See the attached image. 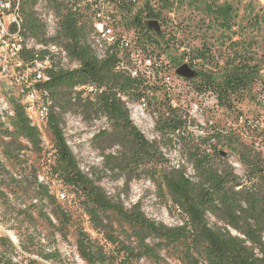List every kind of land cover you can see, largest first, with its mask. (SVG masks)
<instances>
[{"label":"trees","instance_id":"1","mask_svg":"<svg viewBox=\"0 0 264 264\" xmlns=\"http://www.w3.org/2000/svg\"><path fill=\"white\" fill-rule=\"evenodd\" d=\"M42 1L61 16L60 31L52 37H47L46 32L45 39V24L38 18L34 2L20 0L21 34L43 46L51 43L66 46L69 61L77 63L76 68L70 69L53 62L51 66L55 70L46 67V79L37 86L49 101L47 129L53 140L54 161L47 167L51 179H57L76 196L83 218L74 209L73 201L70 204L59 201L49 185L39 181L40 165L27 163V152L38 156L45 152L37 127L31 125L30 117L28 119V105L23 106L11 98L8 104L12 115H7L3 122L0 119V201L18 228L33 227L19 245L23 253H35L46 262L60 261L57 249L44 252L34 244L37 223L33 214L36 213L52 236L58 234L66 240L69 230L73 229L76 253L84 264H138L142 259L150 264H168L166 259L177 264H264V159L261 152L243 140L236 129L213 122L211 117L204 126L198 127L203 134L195 137L189 129L195 124L194 119L180 112L169 96L160 101L161 109L155 121L158 139L146 140L130 119L127 105L150 100V94L154 95L153 91L161 88L156 84L159 79L156 77L149 82L146 77L131 76L128 69L135 68L136 63L124 52L97 59L86 43L85 22L76 20L77 14L65 10L58 0ZM199 3L211 16L214 27L220 30L221 43L214 53L203 42L179 65L187 64L195 70L198 75L190 80L198 82L195 88L211 90L218 108L232 112L235 104L247 96L264 64V53L259 56L252 50L256 41L249 35L262 33L260 14L248 3L245 7L247 21L241 28L245 35L233 40L232 37L237 36L233 31L237 18L235 5L209 0ZM158 4L155 10L146 3L129 21L138 31L132 39L136 48L151 59L160 58L168 48L169 39L160 29L164 22L161 10L172 12L174 5L170 0H159ZM150 20L157 21L158 31L149 29ZM226 41L229 44L224 47ZM48 54L47 50L34 52L25 48L22 58L26 63L34 59L43 62ZM120 60L128 69L116 68ZM205 66L209 69L205 70ZM90 85L94 91L87 93L83 87ZM161 86L169 89L164 82ZM72 112L101 116L109 124V130L99 131L91 141V147L102 158L99 174L83 173L65 142L61 123L63 116ZM236 118L235 113L234 122ZM165 147H177L185 154L193 172L191 176L187 175L184 164L173 165L165 157L161 151ZM222 148L235 156L243 175L236 173ZM104 177L122 180L127 192L132 181L148 179L169 199L181 223L167 226L149 219L139 204L125 208L119 195L111 198L99 185ZM85 221L89 230L83 226ZM90 231L100 234L104 244L93 239ZM0 247V264H43L25 257L17 260L16 247L6 236H0Z\"/></svg>","mask_w":264,"mask_h":264},{"label":"rangeland","instance_id":"2","mask_svg":"<svg viewBox=\"0 0 264 264\" xmlns=\"http://www.w3.org/2000/svg\"><path fill=\"white\" fill-rule=\"evenodd\" d=\"M188 1H192L193 3L188 4ZM209 1H215L218 4L229 2L235 5V8L237 9V18L235 20L236 26L233 28V31L237 32V36H233V40L240 39L239 35H242V37L245 35V31L241 28L247 21L245 7L248 3L254 5L255 11L260 15L263 12L261 5L257 0ZM170 2L174 4L172 12L161 10L164 22L162 26L160 25L162 34L166 39H169L168 48L164 49L165 52L160 58H152V62L154 61L156 64L150 69L151 76L149 82L155 81V78L157 77V79H159L156 83L158 85L157 87L161 88L160 90L153 91L154 95L150 94L151 98L148 101L142 99L140 102L129 103L127 107L129 109L130 119L146 140L154 141L158 139L155 132V121L159 116L158 110L161 109L160 101H164L165 98L169 96L173 99L172 104L179 106L180 112L188 113L194 119L195 124L190 126L189 129L190 131H193L195 137H200L203 134L198 127L204 126L208 117H211L213 122L218 121L227 128L230 127L231 129H236L234 126L236 122H234L236 112L242 111L243 113L253 114L252 104L249 101L248 95L243 98L240 103L235 104L234 111L229 112L226 111V109L216 107L213 99L200 101L195 95H193V91L190 90L191 88L196 87L195 85L198 82L194 80L190 82V84H184L175 73L176 69L181 66L179 65L180 62L187 61V57L190 53L196 48L201 47L203 42L207 43L209 49L215 53L219 49L221 43L219 39L220 30L214 27L211 16L205 12L203 6L199 3L200 0H170ZM146 3H148V6L152 7V9L158 10L157 6L159 5V0H139L131 11L125 13L123 21L127 26V36L132 45V39L135 38L138 31L130 26L129 21ZM40 9V12H38V8H36L39 18L43 21H47L52 13H50V9L45 1L40 0ZM2 23H6V16H0V33H2ZM249 35L253 36L256 41L253 44L252 50L261 56L264 53V44H262L263 34L259 33L257 35L255 32H252ZM166 39L164 41H166ZM228 44L229 43L226 41L224 47L228 46ZM28 46L33 47L31 43H29ZM142 55L143 54H141V56ZM54 61L63 68L69 67L70 69H74L77 67L76 63L70 62L69 60L65 61L61 57L55 56ZM50 65H52V62H50ZM196 65L199 66L200 63L196 62ZM47 66L48 65L43 62H35V68H37L43 76L45 75L44 70ZM204 69L208 70L209 68L205 66ZM141 72L143 73L142 70ZM163 82L169 86L170 90L161 86ZM18 91L19 86L13 81H10L8 76H4L0 73V119L2 122L6 120L7 115L10 116V113H12L8 104L11 98L17 99L20 102L24 101V98L20 96ZM194 105L198 106L196 111L194 110ZM30 107L32 110H29ZM27 108L31 123L34 126L39 124L40 110H38V107L28 105ZM61 128L65 142L71 150L80 170L86 174L92 172H97V174H99L100 172L98 170L101 168L102 158L99 156V153L91 147V141L93 136L99 131L103 129L109 130L110 127L107 121L101 116H85L82 113L72 112L63 116ZM39 133L41 137V145L45 153L38 156L34 152H27L25 155L27 163L40 165L42 168L37 173L39 181L49 185L50 191L56 196L59 192L64 193L65 199L59 201H68L69 204L70 201H73L72 204H74V209H76L77 213L81 215V210H78L79 200L76 196L64 188L57 179H51L47 166L54 161L52 136L47 127H41ZM242 139L253 144V139ZM161 151L173 165L178 163L184 164L188 176L193 174L190 165L187 164L185 154L177 147H165L162 148ZM222 151L227 153V160L229 163L236 162L235 156L232 153H229L226 148H222ZM235 170L238 175H243V169L241 167H237ZM28 179L32 180V177H29ZM99 185L105 190L109 197L115 199L117 195H119L120 201L127 209L134 204H139L142 213L149 219L158 223H163L167 226H175L181 223V217L177 211L171 207L169 199L166 196H163L161 192H158L146 178L132 181L129 185L128 192L123 189L122 180L114 181L108 177H104L99 182ZM57 197L59 199V196ZM45 211V213L50 216L49 211ZM33 216L37 223L36 226H34V228H36L35 233L37 234L34 244L40 246L44 252L57 249L60 254V261L58 263L46 262L35 253H23L19 245L21 241L26 238L27 234L31 233L33 227H30L29 229L26 227L18 228L12 222L11 213H8L3 203L0 201V236L8 237L15 245L16 251L14 255L17 260L25 257L37 260L43 264H84L77 256L75 249V236L72 228L69 230L66 240H62L58 234H54V236L48 234L46 224L41 219V216H38L36 213L33 214ZM81 217L83 218L82 215ZM83 226L89 230V225L86 221L83 223ZM90 233L93 239H96L100 244H104L100 234H97L94 231H90ZM106 245L107 248H111L109 244ZM1 250L2 248L0 247V253H2ZM166 262L168 264H177L176 261L171 259H166ZM138 264L150 263L146 259H142Z\"/></svg>","mask_w":264,"mask_h":264},{"label":"built area","instance_id":"3","mask_svg":"<svg viewBox=\"0 0 264 264\" xmlns=\"http://www.w3.org/2000/svg\"><path fill=\"white\" fill-rule=\"evenodd\" d=\"M16 0H0V16H6V23H2V33H0L1 52H0V73L8 76L19 86V94L24 98L22 105L37 106L40 110V121L37 126L38 131L41 127H47L48 107L46 93H39V85L43 82L39 71L35 68V59L31 62H24L22 53L25 46L20 43L22 26L18 25V14L15 12ZM34 8L40 12V0H32ZM139 0H58L65 10L77 11V19L83 20L87 24L88 36L87 45L94 49L96 58L101 60L107 56L115 55L116 52L130 54L131 60L136 63L135 68L128 69L123 60L118 61L117 69H128L131 76H142L150 79V69L156 64L151 58L141 56L140 50L136 48L135 42L128 39L127 26L124 23L125 13L131 11ZM263 12L260 15L262 33L264 35V0H257ZM61 16L54 10V22L57 23V31H60ZM90 26H97L101 31V38H104V45H95V40L90 38ZM134 29V28H133ZM44 36L46 39V25ZM61 45V49L68 52L66 46ZM35 56V54H34ZM46 65L52 66L46 62ZM143 71V73L141 72ZM184 84H190V80L179 77ZM87 93L94 91L93 86L83 87ZM79 90V88H77ZM193 95L200 101L213 99L218 107L215 94L209 89L191 88ZM248 98L252 104L253 114L236 112L235 122L236 131L242 138L253 139V146L256 151L261 152L264 159V64L258 71L257 76L251 83L248 91ZM198 106L194 105L196 111ZM29 119V114H28ZM252 134V135H251ZM234 168L240 167L238 163H231ZM64 193L59 192V200H64Z\"/></svg>","mask_w":264,"mask_h":264},{"label":"bare ground","instance_id":"4","mask_svg":"<svg viewBox=\"0 0 264 264\" xmlns=\"http://www.w3.org/2000/svg\"><path fill=\"white\" fill-rule=\"evenodd\" d=\"M19 10H20V0H16L15 1V12H17V14H18V25H20ZM35 10H36V8H35ZM72 12L77 14V11H75V10H72ZM50 13H52V14L50 15V18L47 21H43L42 19L39 18V15H38V18L42 21V23H44L46 25L47 37L54 36L55 31H57V23L54 22L53 10L50 9ZM85 30L87 33L86 36H88L87 24H86ZM90 38L95 40V45H104V38H101V31L98 30L97 26H90ZM20 43H23V45L25 46L26 49H32V50H34V52L39 51V50H45V51L47 50L49 54L43 61V63H45V64H46V62L48 64H50V62L55 63V61H54L55 56L61 57L65 61L69 60L66 51L62 50L61 46H58L56 44L51 43L47 46H43L42 44L36 43V41L34 39L24 37L22 34H20ZM29 43H31L33 45V47L28 46ZM86 43H87V37H86ZM90 49L94 52V49H92V47H90ZM95 55H96V53H95ZM74 63H76V62H74ZM39 74L43 80L46 79L45 76H43V74H41L40 72H39ZM39 93H43V92L40 91ZM29 110H32V108L30 107ZM10 115H12V113H10ZM31 125H33V124L31 123ZM57 196H59V194Z\"/></svg>","mask_w":264,"mask_h":264},{"label":"water","instance_id":"5","mask_svg":"<svg viewBox=\"0 0 264 264\" xmlns=\"http://www.w3.org/2000/svg\"><path fill=\"white\" fill-rule=\"evenodd\" d=\"M147 24H148L149 29H153L154 31L159 30V25L157 21L150 20L148 21ZM175 73L177 76L187 79V80H193L198 75L197 72L191 69L187 64H182L181 66H179L176 69Z\"/></svg>","mask_w":264,"mask_h":264}]
</instances>
